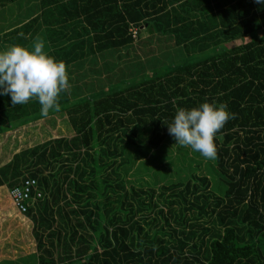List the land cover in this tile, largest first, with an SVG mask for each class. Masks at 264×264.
<instances>
[{"label": "trees", "instance_id": "obj_1", "mask_svg": "<svg viewBox=\"0 0 264 264\" xmlns=\"http://www.w3.org/2000/svg\"><path fill=\"white\" fill-rule=\"evenodd\" d=\"M17 1L0 0V10ZM37 9L42 13L30 21L0 27V45L32 50L42 42L65 63L71 89L48 117L66 114L73 134L0 167V187L10 191L30 178L42 193L26 213L36 243L33 264H264V6L255 0H41ZM145 26L152 37L134 39L129 32ZM157 44L167 58L151 46ZM126 49L144 57L147 71L128 65L133 81L111 83L97 99L85 96L87 78L114 76L109 60ZM92 65L97 68L86 69ZM204 102L227 103L236 114L214 138V160L178 147L164 123L177 107ZM40 119L35 100L13 107L9 96H0V133ZM175 145L177 154L167 159L181 161L190 175L181 179L177 170L178 179L162 185L157 197L142 187L129 192L119 171L127 175L132 154L144 150L161 162L159 154ZM188 151L200 161L192 165ZM201 160L205 176L196 174ZM112 165L116 180L104 175ZM155 210L162 222L150 236L137 215Z\"/></svg>", "mask_w": 264, "mask_h": 264}, {"label": "rangeland", "instance_id": "obj_2", "mask_svg": "<svg viewBox=\"0 0 264 264\" xmlns=\"http://www.w3.org/2000/svg\"><path fill=\"white\" fill-rule=\"evenodd\" d=\"M26 3V0H19L15 2L14 5L0 10V27H10V23L15 21L14 13L16 15L17 13L21 14V11L23 10L22 7H24ZM150 32L149 30L140 28L139 34L143 35L141 38H144V36L149 35ZM7 45L8 44H1L0 49L7 48ZM151 46L155 47L156 50H159V57L161 54L163 58L166 57L163 53H165L167 49L161 48L162 45L157 44ZM131 50L132 49L123 50L121 52L123 53L121 58L114 57L109 60L111 65V67H109V73L114 76H109L108 79L101 74L102 77L99 76L101 79L98 80L94 75H90L86 80L90 88L86 89L85 96H88L91 99H97L95 97L106 95L105 91L110 87L111 83H113V86H123L126 83H130L132 77L135 75L129 76L128 70H130V68H128V65L131 67L132 64H135L134 69H137L139 73H141V71H147L145 70V60L143 61L144 57L133 53ZM168 64H170L169 61L164 63L165 66ZM89 68L97 67H93V65L90 67L86 66V69ZM120 69H122L121 74H119ZM146 73L149 74L148 72ZM126 79H128V81H125ZM102 85H104L105 88L102 89ZM101 90L103 95L98 94ZM72 134L71 128L67 124V116L64 113H58L48 118L30 122L17 129L2 132L0 133V167L7 165L12 157L20 154L24 150H31L37 145L44 144L45 142L56 138H71ZM174 148L175 150L170 148V150L166 151L165 155L159 154V156L166 159L161 162H159L160 158L157 155L156 159H153L154 157H152V154L145 152L144 150L140 151L139 154H141V156H137L133 153L132 159L127 161L130 164L127 169V175L125 174L126 171L124 169L119 171L120 179L125 181V186L129 189V192H131V187H134L135 190L141 189L140 187H142L143 191H153L154 197H157L159 195L158 189H160L162 185L168 183L170 180L176 181L178 179L177 174L175 176L177 170L180 171L181 179L190 175V172L185 170L184 164L181 163V161L175 163H170L168 161L167 158H169V156L177 154L176 145ZM131 149L134 150V148ZM188 153L189 154H186V158L189 162L191 160L190 163L192 165L196 161H200V159L194 158V156L190 154V151H188ZM116 166H110L105 171L104 175H108L112 180H116V176L112 173V170H114ZM158 166L160 167L159 172ZM181 167L183 168L181 169ZM167 171L169 176L166 178L165 175ZM46 172L45 175L47 174ZM196 174L199 176L207 175L205 160H201L199 168L196 170ZM91 185L92 184H90V187ZM210 189L211 186L206 194H212ZM108 191L112 190L109 188ZM102 192L103 187L97 191V194L100 195ZM109 198L114 200L117 196L111 195ZM211 198L214 200L215 197L213 196ZM93 201L99 202L101 200H97L96 196V200ZM156 212V210L152 213H150V211H144L137 215V217L144 218L143 222L140 221L150 236L154 232L156 226L161 225L162 222L159 220ZM24 216L25 215H20L13 206L9 189L6 186L0 187V264H33L35 261L32 256L36 254V243L32 235V222L28 217L24 218ZM145 223L150 224V226H147ZM167 229L168 228L166 227V231ZM166 240H169L168 237H166Z\"/></svg>", "mask_w": 264, "mask_h": 264}, {"label": "clouds", "instance_id": "obj_3", "mask_svg": "<svg viewBox=\"0 0 264 264\" xmlns=\"http://www.w3.org/2000/svg\"><path fill=\"white\" fill-rule=\"evenodd\" d=\"M264 6V0H255ZM71 85L65 63L57 61L37 42L33 49L12 45L0 49V96H9L11 105H25L35 100L40 115L60 110L61 93L69 92ZM236 114L228 110L227 103L204 102L198 107H177L171 122H164L168 134L180 148H190L207 160L217 157L214 138ZM28 188L13 193L18 202L26 198Z\"/></svg>", "mask_w": 264, "mask_h": 264}, {"label": "built area", "instance_id": "obj_4", "mask_svg": "<svg viewBox=\"0 0 264 264\" xmlns=\"http://www.w3.org/2000/svg\"><path fill=\"white\" fill-rule=\"evenodd\" d=\"M139 31L140 29L137 27H132L129 30L134 39H137ZM25 187L28 188L26 198L18 202V198L13 195V193L16 189L19 188L23 190ZM9 192L12 204L20 215H26L28 208L31 207L35 202L38 201V199L42 197V193L37 186V182L34 179L30 178L25 179L19 187H16L10 190Z\"/></svg>", "mask_w": 264, "mask_h": 264}, {"label": "crops", "instance_id": "obj_5", "mask_svg": "<svg viewBox=\"0 0 264 264\" xmlns=\"http://www.w3.org/2000/svg\"><path fill=\"white\" fill-rule=\"evenodd\" d=\"M26 1H27V3L25 4L24 7H22L23 10L21 11V14L17 13V15H16L14 13V15H15V19L14 20L15 21L24 19L25 22H27V21H30V19H33L35 16H38L40 13H42L41 10L38 11V9H37V6H39V3H40L41 0H31V1L30 0H26ZM10 6H12V5H10ZM45 12H46V10L43 12V14ZM47 13H48V11H47ZM45 27H43V29ZM145 28H146V26L144 27V30L147 29V28L146 29ZM152 34L153 33H150L149 35H147L145 37H147V38L152 37L153 36ZM24 218H27V216L25 215Z\"/></svg>", "mask_w": 264, "mask_h": 264}]
</instances>
